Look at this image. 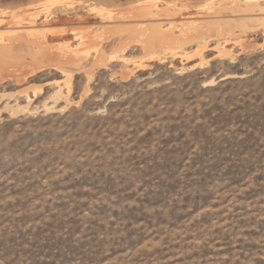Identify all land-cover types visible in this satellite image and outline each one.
<instances>
[{
	"label": "rangeland",
	"instance_id": "obj_1",
	"mask_svg": "<svg viewBox=\"0 0 264 264\" xmlns=\"http://www.w3.org/2000/svg\"><path fill=\"white\" fill-rule=\"evenodd\" d=\"M0 44V264H264V0H0Z\"/></svg>",
	"mask_w": 264,
	"mask_h": 264
},
{
	"label": "bare ground",
	"instance_id": "obj_2",
	"mask_svg": "<svg viewBox=\"0 0 264 264\" xmlns=\"http://www.w3.org/2000/svg\"><path fill=\"white\" fill-rule=\"evenodd\" d=\"M258 7V6H257ZM261 7V6H260ZM259 9V8H258ZM257 9V10H258ZM259 10H261V9H259ZM262 10H263V8H262ZM56 21V20H55ZM2 22V21H1ZM10 22H8V24H9ZM73 30V29H72ZM68 31H71V30H63V29H61V30H59V31H51L52 33H51V36H55V38H59V37H57V36H66V35H68ZM74 31V30H73ZM73 31H71V32H73ZM74 33V32H73ZM45 35L46 34H44V37H45ZM76 35V34H75ZM75 35H74V41H75ZM49 37V36H48ZM68 37V36H67ZM71 37V36H70ZM77 37V36H76ZM46 38V37H45ZM64 38V37H63ZM78 38V37H77ZM50 39H53V38H50ZM69 40V39H68ZM71 40V39H70ZM78 40V39H77ZM12 48V45L11 44H5V45H3V44H0V54H2V53H5V52H7V51H9L10 49ZM44 55V54H43ZM46 55V54H45ZM45 57V56H44ZM51 59V58H50Z\"/></svg>",
	"mask_w": 264,
	"mask_h": 264
}]
</instances>
